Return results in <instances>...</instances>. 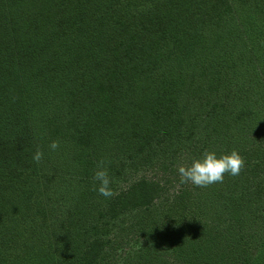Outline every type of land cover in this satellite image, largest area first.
I'll return each instance as SVG.
<instances>
[{
  "label": "trees",
  "instance_id": "1",
  "mask_svg": "<svg viewBox=\"0 0 264 264\" xmlns=\"http://www.w3.org/2000/svg\"><path fill=\"white\" fill-rule=\"evenodd\" d=\"M0 264H264V0H0Z\"/></svg>",
  "mask_w": 264,
  "mask_h": 264
},
{
  "label": "clouds",
  "instance_id": "2",
  "mask_svg": "<svg viewBox=\"0 0 264 264\" xmlns=\"http://www.w3.org/2000/svg\"><path fill=\"white\" fill-rule=\"evenodd\" d=\"M58 146V142L55 140L48 145L52 151H55ZM42 155V152L37 149L32 155L33 162H39ZM243 164L244 161L236 150L227 154L222 153L219 156L214 151H206L199 158L192 159L187 166L180 165L177 168V173L181 184L190 182L194 186L206 187L216 182H222L225 173L231 176L238 175ZM93 179L98 182L96 191L100 195L110 197L113 194L106 167L98 166L93 174Z\"/></svg>",
  "mask_w": 264,
  "mask_h": 264
}]
</instances>
